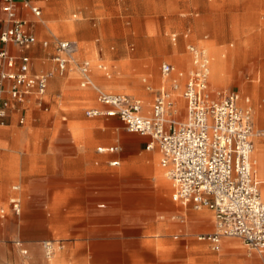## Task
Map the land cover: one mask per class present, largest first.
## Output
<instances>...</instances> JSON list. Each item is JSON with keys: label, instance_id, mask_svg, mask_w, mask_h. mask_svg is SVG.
I'll list each match as a JSON object with an SVG mask.
<instances>
[{"label": "rangeland", "instance_id": "rangeland-1", "mask_svg": "<svg viewBox=\"0 0 264 264\" xmlns=\"http://www.w3.org/2000/svg\"><path fill=\"white\" fill-rule=\"evenodd\" d=\"M40 5L37 38L48 39V45L37 44L31 50L32 70L51 75L44 102L37 105L32 97L23 123L17 121L19 113L11 112L0 125V208L8 213L0 216V264H43L45 240L53 243L49 261L55 264H264V254L239 239L229 238L233 247L223 243L219 251L197 240V233L214 231L210 209L203 207L211 218L198 225L189 218L196 208L173 201L171 190L165 201L158 200L161 189L139 161L149 152L145 150L149 137L127 132L115 116L88 117L86 109L98 104L94 90L80 86L76 65L89 60L92 79L102 89L151 103L163 84L161 63L187 71L191 66L187 46L202 47L209 57V87L227 88L250 102L244 107L251 108L254 128L264 130V121L255 116L258 106L264 116V0H40ZM55 38L74 40L78 47L76 63L63 73L52 60ZM209 47L221 53L234 51L227 56L220 85L212 81ZM101 78L110 80L112 87L102 86ZM253 83L255 96L240 93L245 84ZM112 144L122 149L117 167L107 164L114 155L96 152L97 146ZM62 149H93L97 154L91 160L103 173L102 178L75 175L88 199L68 217L57 211L63 197L57 189L65 177ZM46 157L49 188L55 190L49 216L47 208L43 211ZM258 173L262 180L264 174ZM13 184L20 185V217L8 209ZM102 202L103 209L96 207ZM172 214L183 215L184 221ZM127 231L129 245L123 239ZM106 236L112 244L96 249Z\"/></svg>", "mask_w": 264, "mask_h": 264}, {"label": "built area", "instance_id": "built-area-1", "mask_svg": "<svg viewBox=\"0 0 264 264\" xmlns=\"http://www.w3.org/2000/svg\"><path fill=\"white\" fill-rule=\"evenodd\" d=\"M40 17L39 0H2L0 28V124L9 109L34 93L38 100L47 89L51 72L30 73L31 56L26 52L37 39L29 21L18 15L15 3ZM176 38L175 35L172 36ZM19 53H12L9 45ZM44 46L48 45L43 40ZM52 60L63 73L76 63V41L54 39ZM191 67L177 71L169 62L160 65L163 84L152 102L146 106L140 97L109 92L97 85L91 76L87 59L77 62L81 87H91L96 102L104 108L89 107L85 114L117 117L129 132L148 136L146 149L155 146L160 153V165L171 181V198L194 208H208L213 212L214 231L199 235L220 249L221 238L237 237L249 249L264 252V200L254 168V122L251 108L239 104L238 93L227 88L210 90L209 58L202 47L189 44ZM100 68H104L101 64ZM183 77L182 87L179 78ZM168 82V85L166 84ZM180 88V89H179ZM184 100L185 116L177 117L174 93ZM23 117L18 122L23 123ZM264 135L263 131H258ZM115 152L117 146L98 147L99 151ZM111 165H118L114 159ZM18 186H13L16 190ZM13 215H20L21 201L17 194L9 198ZM1 212L4 209H0ZM21 245L20 240L16 241ZM47 244L45 248H47ZM27 253L26 248L21 249ZM48 252V251H47Z\"/></svg>", "mask_w": 264, "mask_h": 264}, {"label": "crops", "instance_id": "crops-1", "mask_svg": "<svg viewBox=\"0 0 264 264\" xmlns=\"http://www.w3.org/2000/svg\"><path fill=\"white\" fill-rule=\"evenodd\" d=\"M1 3H2V0H0V28L4 25V23L1 20L3 18V16H4L3 12L1 11ZM39 4H40V0H39ZM15 6H16V10H17L18 15H20L22 17H25L29 21V23L31 24L32 29H33V31L35 33V36H36V39H37L36 44L33 45L31 48H29L26 51L31 56V50L37 44H39L40 46L45 47L42 44V41L43 40H47L48 41V39H46V38L38 39L37 38V31L36 30H37V26H38L40 17H35L28 10L22 8L19 2H16L15 3ZM0 47H1V43H0ZM8 47H9V50L12 53H19V51H20L16 46H14L12 44H10ZM32 64H33V57L31 56L30 73H39V72H36V71H33L32 70ZM179 81H180V87H182L183 77H180L179 78ZM166 84H167V86H169L168 85V82H166ZM215 89H218V88H210V90H215ZM179 92L180 91H176L174 93V95H175L174 96V100H176L175 97H179L181 99V101H182V105L178 108L179 110H178V112H177L176 115H177L178 118H184V116H185L184 100L182 99V97H180V93ZM46 93H47V89H46L45 94L42 97H40V100H38L37 97H36V95L34 93H32L30 95H27L26 96V99L24 101L14 103L12 105V107L9 109L8 115H7V117H5V119L7 120V118L10 116L9 113H11V112L14 113L15 112V113H19V117L22 116L23 119L25 120L26 113L29 111V101L32 99V97H33L35 103H37V105H41L44 102L43 101V97L46 95ZM246 100L248 102L249 101V97H247ZM144 103H145L146 106H149L150 105V102L144 101ZM239 103H240V101H239ZM97 104L98 105H95V106H92V107H98V108H101V109L104 108L99 103H97ZM97 116H105V115L99 114ZM19 117H18V119H19ZM105 117H107V116H105ZM18 119H17V121H18ZM24 120H23V122H24ZM3 124H0V125H3ZM123 128H124V126H123ZM259 131H263L264 132L263 129L262 130H259ZM127 132H129V131H127ZM261 137L263 138V144H264V135H261ZM148 141H149V139L145 142V145H146V143ZM255 142H256V140L254 139V147H255ZM112 145L113 146H117L118 150L115 151V152H109V151H107V149L106 150H103V151H99L98 150V147L107 148V147L112 146ZM112 145H99L96 148V152L99 153V154H110V155H114L109 160H107V164L109 166H115V167H117V166H120L121 165V159L122 158L120 157V153H121L122 149H121L120 144H112ZM62 150H64L63 153L65 154V156L62 158L63 159L62 160L63 161L62 166H63V171H64L63 174L65 175V177H64V179L60 183V184L63 183V185H60L61 187H59V189H57L58 192L61 193V195H63V197L60 198V200H61L60 205L61 206L57 209V211L59 213L63 214L64 217H68L70 213L74 215L77 210L81 209L83 207L84 201H86L88 199V198L84 197V194H83V192L81 190V187L77 184L79 182L76 181L77 179H75V175H79L81 177L82 176H84V177H90V178L91 177H99L98 175H101L100 177L102 178L103 177V173L102 172H99L98 167L96 165H94L93 162H92V160H91V157H93L94 154H95V152L93 151V149H62ZM145 150L146 151H149V152L156 151L157 157H158L157 161H158V164L160 165V162H159L160 161V153H159L158 148L155 146L152 149H146V147H145ZM252 158H253V156H252ZM114 159L119 160V164L118 165H111L110 162L112 160H114ZM253 161H254V159H253ZM95 163L98 164V161H96ZM42 164H43L42 182H43V187H44L43 188V211L47 208V216H49L50 215V210H51L50 209V206L54 202V200H53V194L55 193V190L54 189H50L49 188V157H46L45 159H43ZM161 168H162V166H161ZM254 168H255V162H254ZM255 170H256V168H255ZM72 171L74 172V174H72V175L69 174ZM120 174H123V173H120ZM6 175H8V174H6ZM256 175H257V177L259 179V182H260L259 185H260L261 196H262V199L264 200V197L262 195V189H261V185H262V183H264V181L261 180L260 175L257 172V170H256ZM1 176H3L2 173H1ZM169 182H170V186H171L170 190H171V194H172L173 187H172V184H171V181L170 180H169ZM45 184H47V187H45ZM15 185L18 186V188L16 190L13 189V186H15ZM11 188H12V193L10 194V196L13 195V194H17L20 197V201H21L20 185L19 184H13L11 186ZM10 196L8 197V209L10 211L9 213L13 217H20L21 214H22V202H21V213H20V215H18V216L13 215L12 212H11V210H10V207H9V198H10ZM123 201H124V199H123ZM104 206H105V204L102 202V203L97 204L96 207L103 209ZM98 208H97V211L99 210ZM0 209H4V208L1 207ZM4 211H5V209H4ZM6 215H8L7 212H6V214H4V215L1 214L0 216L1 217H5ZM212 216H213V212H212ZM171 217L173 219L177 217V218L180 219L181 222L184 221L183 215L172 214ZM206 223L207 222H204V223L202 222L201 224H198V225H205ZM212 224H213V227H214V216L212 218ZM209 232H212V231H201V232L197 233L196 238L199 241L207 242L209 244V246L211 247V249L214 250L212 248V244L209 241L198 238L199 235L206 234V233H209ZM126 234L127 235L125 237H123V239L124 240H127V244L129 245V232L127 231ZM176 236H178V234H176L175 237ZM229 238L239 239L237 237H223V238H221L220 249L222 248V245L224 243V240L225 239H229ZM124 240H123V242H124ZM112 242H113L112 239H110L108 236H106L105 238H101L98 241L99 246H97L96 249H99V248L100 249H106V248L109 247L108 246L109 244H112ZM219 250H214V251H219ZM258 253H260V252H258ZM126 254H127V259H129V257H130L129 248H127V253ZM260 254H264V252H261ZM102 258L103 257H101V259ZM105 264H112V263H109L108 262V263H105ZM127 264H129V262H127Z\"/></svg>", "mask_w": 264, "mask_h": 264}, {"label": "bare ground", "instance_id": "bare-ground-1", "mask_svg": "<svg viewBox=\"0 0 264 264\" xmlns=\"http://www.w3.org/2000/svg\"><path fill=\"white\" fill-rule=\"evenodd\" d=\"M61 24L64 27H68V26L71 25L70 22L69 23L68 22H61ZM40 27H41V25H40ZM204 50L206 52V49H204ZM208 52L212 56L211 57V69H212V81H213V84L220 85V84H222V80H223L222 79V76H223L222 74L224 72L223 71V68L226 65L227 56L229 54L233 53L234 51H232V50H229L228 51L227 50V51H224V52L221 53L219 49L209 47V51ZM206 54H207V52H206ZM207 56H208V54H207ZM180 60H181V58L180 57H177V61H180ZM99 82L101 84H103L102 86L112 87L111 81L110 80L108 81L105 78L99 79ZM135 85H137L136 82L133 83V88L134 89H135ZM256 86H257L256 83H253L252 85L245 84V86L240 89V93L243 94L244 91L245 92L247 91L251 95H254L255 96L256 95V92H255V87ZM173 96H175V95H173ZM239 97H240V95H239ZM175 99L176 100L174 102V108L178 112V110H179L178 108L182 105V101H181V99L179 97H175ZM239 101H241L240 102L241 104L240 103L239 104L244 107L246 102L240 100V98H239ZM246 104L247 105H250V102L249 103H246ZM255 116L257 118V121H258V118H259V121L260 122H263L264 121V116H263L261 107H259V106L257 108L255 107ZM256 127H258V125H255V128H254V139L256 140V142H255V147H254V149L252 151V156H253V159H254V162H255V168H256L257 172H261L262 174H264V158H263L264 144H263V138L261 137V135L258 134V131L259 130ZM157 159H158V157H157L156 151H151V152H145V153H143L140 156L139 161L142 164L141 170L150 171L152 173L153 179L155 180V185L156 186H159V188L161 189V194L162 195L159 197L158 200L165 201V198L167 197V194L169 193L170 186H169V183L165 180V177L167 178V176L165 174V171L158 164ZM130 169L131 168H129V170ZM262 180L264 181V178ZM261 189H262V195L264 197V183H262ZM181 210L185 214H187L184 209H181ZM1 214L4 215V214H6V212L3 211V212H1ZM187 217H188V214H187ZM189 218H190V220L192 222H195V223H202L203 222L204 223V222H207V219L211 218V214L206 209L199 208V209L194 210L189 215ZM212 218H213V216H212ZM47 242H49V244H51V245H47V248H45V250H44L45 259L42 261V263L43 264H55V261H53V260L52 261H49V258L52 256V254L54 252L53 243L50 240H45L44 243H43L44 244V247L47 244ZM224 243L227 244V245H229L230 247H233V244H234L233 241H231L229 239H225L224 240ZM208 258L209 259H212L211 256H208Z\"/></svg>", "mask_w": 264, "mask_h": 264}]
</instances>
